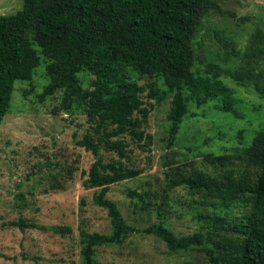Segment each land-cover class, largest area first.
I'll use <instances>...</instances> for the list:
<instances>
[{
  "label": "rangeland",
  "instance_id": "1",
  "mask_svg": "<svg viewBox=\"0 0 264 264\" xmlns=\"http://www.w3.org/2000/svg\"><path fill=\"white\" fill-rule=\"evenodd\" d=\"M218 2L225 13H211L201 32L206 45L195 68L201 73L209 62L223 69L248 67L244 52L256 32L264 34V0ZM22 5L23 0H0V14L16 13ZM255 42L264 47L263 37ZM79 75L91 92L89 104L69 110L60 108L62 91L44 101L38 97L49 82L45 60L34 73V85L15 83L11 108L0 125V264H82V233L113 231L107 209L94 199L100 188L89 183L95 163L113 172L107 198L128 223L143 228L159 220L156 208L150 214L134 211L129 194L130 189L156 190L168 196L154 200L179 236L207 229L210 219L198 215L213 209L192 196L185 183L169 186L171 178L250 167L241 148L264 127V96L253 84L240 86L222 76L235 89L238 115L224 110L221 98L203 105L192 99L195 115L185 118L169 146L173 93L158 103L166 91L163 78L131 68H119L110 77L90 71ZM102 105L113 108L114 115L104 119L97 112ZM209 153L233 156L232 167L211 163L204 157ZM217 209L233 216L246 212L239 201ZM97 258L98 264H210L203 246L174 252L143 232L131 233L122 244L99 246Z\"/></svg>",
  "mask_w": 264,
  "mask_h": 264
},
{
  "label": "trees",
  "instance_id": "2",
  "mask_svg": "<svg viewBox=\"0 0 264 264\" xmlns=\"http://www.w3.org/2000/svg\"><path fill=\"white\" fill-rule=\"evenodd\" d=\"M213 12L225 13L218 0H23L16 13L0 14V125L11 108L15 83L22 80L34 85L33 76L42 59L49 82L38 97L44 101L62 91L63 110L89 104L91 92L79 75L83 71L110 77L119 68H131L163 78L166 91L158 103L173 93L167 114L169 146L176 141L185 118L195 115L189 107L192 99L203 105L221 98L224 110L238 115L235 89L222 76L240 86L253 84L264 96V47L255 42L264 34L256 32L244 52L248 67L223 69L209 62L201 73L195 69L203 62L206 45L201 32ZM97 109L104 119L115 113L105 105ZM241 150L250 166L247 171L232 167L233 156L209 153L204 157L211 163L219 161L222 167L232 168L217 176L200 170L170 179L169 186L185 183L192 196L213 209L198 215L210 219L207 229L182 236L166 224L162 204L154 199L160 196L164 201L168 196L156 190L130 189L129 194L134 211L150 214L156 208L159 220L143 228L128 223L117 204L107 198L113 172L101 171L95 163L89 183L100 188L94 199L107 209L113 231L82 233V264H98L99 246L122 244L133 232L153 234L174 252L203 246L210 264H264V127ZM236 201L246 212L233 216L217 209Z\"/></svg>",
  "mask_w": 264,
  "mask_h": 264
}]
</instances>
